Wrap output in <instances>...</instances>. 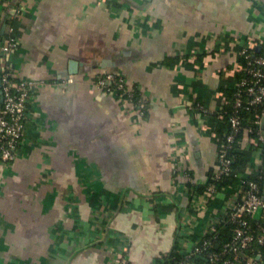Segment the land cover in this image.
Wrapping results in <instances>:
<instances>
[{"label":"crops","instance_id":"1","mask_svg":"<svg viewBox=\"0 0 264 264\" xmlns=\"http://www.w3.org/2000/svg\"><path fill=\"white\" fill-rule=\"evenodd\" d=\"M263 34L264 0H0V50L19 40L7 64L44 82L19 156L0 169V264H112L121 248L129 264L186 254L234 192L188 212L186 183L203 186L218 165L216 110L230 100L239 50L249 39L262 50ZM105 72L147 96L145 117L96 88ZM193 99L208 111H192Z\"/></svg>","mask_w":264,"mask_h":264},{"label":"built area","instance_id":"2","mask_svg":"<svg viewBox=\"0 0 264 264\" xmlns=\"http://www.w3.org/2000/svg\"><path fill=\"white\" fill-rule=\"evenodd\" d=\"M260 39L259 44L264 48V34ZM18 46L19 40L10 35L3 41L0 50L3 59L0 70V89L3 98L0 108V169L8 167L19 156L23 142L29 135L28 125L32 115V105L36 100L39 85L44 83L17 75L7 64L6 59L17 50ZM256 46L257 43L249 39L239 50V56H244L246 62L238 61L236 71L243 75L236 82L233 98L229 100L225 97L224 106L216 110L217 123L227 122L230 129L225 133L224 138L221 137L217 155L218 165L212 176L207 179L205 193H189L188 208L203 210L210 204V201L216 199L218 192L232 188L230 186L220 187L216 181H220L223 174L232 171L229 150L237 142L242 143L243 134L248 136L245 147L252 148L261 157L260 147L264 145V52H252ZM95 85L96 88L115 94L122 103L132 104L138 118L144 116V111L148 107V98L144 95L140 96L136 104L135 92L139 89L130 84L125 75L116 72L101 73L95 80ZM251 105L262 108L255 114L253 124H248L243 122L240 111L243 107ZM193 111L207 112L208 110L204 104L197 103ZM186 147L185 143L174 156L173 174L175 177L179 175L177 165L187 156ZM254 160L255 163L250 166V170L253 171L261 168L263 163L262 157L257 160L254 158ZM242 180L245 181L244 178ZM231 186L235 189L226 199L225 212L229 220L234 223L232 239L223 243L221 250L213 249L215 238L206 236L208 233L210 235L219 233L217 226L221 224L223 214L212 217L206 224L201 237L186 252V256L188 258L196 255L205 256L211 264H264L262 251L257 248L259 245L264 247V193H260V186L255 181H248V187H243L241 182ZM188 212L190 213V209ZM250 217L258 220L257 228L253 227L249 220ZM244 251L251 252V255H242ZM127 262L128 248L113 252L112 264H127Z\"/></svg>","mask_w":264,"mask_h":264},{"label":"trees","instance_id":"3","mask_svg":"<svg viewBox=\"0 0 264 264\" xmlns=\"http://www.w3.org/2000/svg\"><path fill=\"white\" fill-rule=\"evenodd\" d=\"M252 52L255 53H263L264 48L260 51H257L256 48L252 49ZM202 54V53H201ZM186 59V57H183ZM239 62L245 63L246 59L244 56L239 57ZM243 73L237 72L236 75V82L242 77ZM99 77V76H98ZM97 77V78H98ZM235 84L232 86L231 90H225V93L227 94L228 98L232 99L233 98V93H234V88ZM140 90H136L135 92V103L137 104L138 99L140 96H146L143 93H139ZM147 97V96H146ZM201 103L197 100L193 101V105L191 107L193 111V107L197 104ZM203 104V103H202ZM148 106H149V100H148ZM231 108V107H230ZM261 106H256V105H251L249 107H243L240 111V114L243 118V122H246L248 124H253V121L255 119V114L261 111ZM148 107L144 111V116L147 115ZM218 129L220 131L221 137L224 138V135L226 132L229 131L230 126L227 122H218ZM241 137H239L240 139ZM239 141V140H238ZM261 150V157L263 159V163L261 164V168L258 170H250V166L253 162L255 150L252 148H247L243 147L242 143H236L231 150H229V157L231 158V167L232 171L229 173H225L222 175V179L220 181H216L220 187H225L227 188L228 186L231 185H238L241 184L243 187H248V181H255L259 184L260 186V193H264V145L260 147ZM212 170L210 172V177L213 174ZM242 178L245 179V181L242 180ZM208 181V180H207ZM206 181V182H207ZM215 182V181H211ZM205 185L206 183L202 185L194 184L192 181H188L186 183V188L188 191V196L189 193L195 192L198 194H204L205 193ZM190 199V196H189ZM212 203V201H210ZM190 213L195 212V209L190 207ZM250 222L252 223L254 228H257L258 220L255 218L250 217L249 218ZM233 226L234 223L229 220V216L227 212L224 211L223 216H222V222L217 226L219 233H216L214 235H210L209 233L207 234V238H215V245L213 246V249L215 250H221L223 248V243L229 242L232 239L233 235ZM257 248L261 249L262 254L264 256V247L259 245ZM242 255H251V252L249 251H244ZM182 262H186L187 264H211L210 261L205 257V256H192L188 258L186 254L182 253L178 247H175L171 251L162 254L159 258L156 259L157 264H179ZM129 264V262H127Z\"/></svg>","mask_w":264,"mask_h":264},{"label":"water","instance_id":"4","mask_svg":"<svg viewBox=\"0 0 264 264\" xmlns=\"http://www.w3.org/2000/svg\"><path fill=\"white\" fill-rule=\"evenodd\" d=\"M77 67H78V63L76 61H71L70 62V72L71 73H74L77 71ZM1 94H2V91L0 90Z\"/></svg>","mask_w":264,"mask_h":264},{"label":"rangeland","instance_id":"5","mask_svg":"<svg viewBox=\"0 0 264 264\" xmlns=\"http://www.w3.org/2000/svg\"><path fill=\"white\" fill-rule=\"evenodd\" d=\"M230 45V43L228 44V46Z\"/></svg>","mask_w":264,"mask_h":264}]
</instances>
